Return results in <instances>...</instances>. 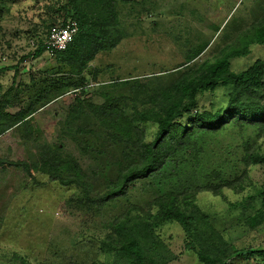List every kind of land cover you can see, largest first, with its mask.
<instances>
[{
  "label": "trees",
  "instance_id": "16d2710c",
  "mask_svg": "<svg viewBox=\"0 0 264 264\" xmlns=\"http://www.w3.org/2000/svg\"><path fill=\"white\" fill-rule=\"evenodd\" d=\"M52 4L49 7L55 17L48 22L45 39L52 26L69 19L78 22L79 30L65 50L56 52V66L48 69L54 75L44 73L46 77L39 81L33 77L31 85L22 87L13 80L0 93V138L19 134L23 151L0 156V171L15 167L33 183H40L39 178L45 176L75 189L67 202L74 200L99 211L125 198L139 181L152 185L168 162L186 154L197 182L191 189L152 185L154 213L143 212L130 201V211L110 223L107 235L117 238L118 244L114 248L109 243L108 248L118 249L134 264H160L154 254L161 257L162 253L150 237L155 220L166 219L181 225L185 246L204 264L264 260V249L238 247L224 237L218 227L221 216L206 211L198 200L203 192L220 195L226 188L232 189L245 194L228 203L227 209L234 211L231 215L238 211L237 215L253 226L264 214V189H255L251 177L252 167L264 164V148L259 143L260 137L264 138V58L240 71L231 68L234 58L248 55L253 45H264V11L247 23L215 60L198 61L210 44L202 40L184 47L180 62L158 71L104 79L101 76L112 71L113 64L94 62L132 36L128 19L134 12L139 18L143 12L150 13L147 1L57 0ZM45 51L42 39L30 55L38 57ZM18 67H1L0 73L11 68L17 73ZM219 87L227 89L225 100L208 105L201 102ZM73 92L76 94L58 121L56 139L50 141L35 117ZM16 104L19 108L11 111ZM235 135L238 142H225ZM67 141L80 156L67 147ZM100 169L107 176L103 190L94 193L93 177ZM100 248L106 250L103 245ZM30 263L27 254L18 252L8 261Z\"/></svg>",
  "mask_w": 264,
  "mask_h": 264
},
{
  "label": "rangeland",
  "instance_id": "374dc122",
  "mask_svg": "<svg viewBox=\"0 0 264 264\" xmlns=\"http://www.w3.org/2000/svg\"><path fill=\"white\" fill-rule=\"evenodd\" d=\"M56 1L0 0V7H3L0 11V68L19 66L17 73L13 68L0 73V93L6 91L13 80L22 87L24 84L31 85L33 77L39 81L46 77L44 73L49 77L50 74L54 75L48 69L56 66L55 54L50 55L45 51L34 58L30 54L36 51L42 39L46 40L48 22L55 17L49 6ZM146 1L151 12H143L140 18L134 12L128 19L132 36L123 40L115 51L100 54L94 62L113 64V70H106L101 78L158 71L162 66L180 62L184 56L183 48L202 40L210 44L198 61L215 60L222 49L234 41L237 33L264 11V0ZM217 26L221 27L219 31H216ZM257 58H264V45H253L248 55L234 58L231 68L240 71ZM87 77L90 82L89 73ZM226 92L225 87H219L215 94H208L201 102L207 105L211 101L222 102L226 99ZM75 94L73 92L60 98L52 107L36 115V123L44 128L48 140L55 141L58 121ZM22 96L27 97L26 93H22ZM18 108L19 104H16L11 111ZM18 136L11 133L0 138L1 157L23 152ZM232 140L238 142V135L228 137L225 142ZM259 143L264 148V138L260 137ZM66 144L80 156L71 141ZM87 162L91 163V160ZM92 165L97 166L94 162ZM87 170L93 176V172ZM104 176L107 173L103 174L100 169L93 177L94 193L103 190ZM251 177L255 189H264V164L253 166ZM39 181L33 183L22 170L15 167L0 171V264H8L14 252L27 254L30 264H91L93 261L134 264L118 249L114 251L108 248L109 243L114 248L118 244L117 238L107 235L111 231L110 223L130 211V201L143 212L154 213L156 208L150 204L152 185L161 189H191L197 178L189 156H177L156 176L155 183L151 185L139 181L125 198L99 211L94 207L77 205L74 200L67 202L75 194V189L49 181L45 176H41ZM254 188L248 190L253 191ZM244 194L226 188L220 195L203 192L198 195V200L206 211L221 216L218 218L219 231L232 244L264 249V214L252 226L237 215L238 211L231 215L234 211L227 209L230 201L236 202ZM152 228L150 238L162 253L161 257L154 254L158 263L204 264L195 252L185 246V234L180 224L156 219ZM100 245L106 250L101 249ZM233 264H264V260H236Z\"/></svg>",
  "mask_w": 264,
  "mask_h": 264
},
{
  "label": "built area",
  "instance_id": "2783aa9c",
  "mask_svg": "<svg viewBox=\"0 0 264 264\" xmlns=\"http://www.w3.org/2000/svg\"><path fill=\"white\" fill-rule=\"evenodd\" d=\"M78 30L79 24L74 19H69L64 24L52 26L45 40L47 52L54 55L57 51L65 50Z\"/></svg>",
  "mask_w": 264,
  "mask_h": 264
}]
</instances>
